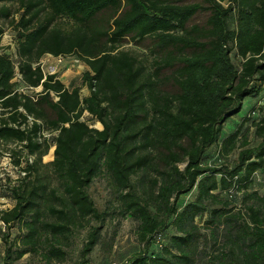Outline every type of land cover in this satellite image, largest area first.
I'll list each match as a JSON object with an SVG mask.
<instances>
[{"label": "trees", "instance_id": "16d2710c", "mask_svg": "<svg viewBox=\"0 0 264 264\" xmlns=\"http://www.w3.org/2000/svg\"><path fill=\"white\" fill-rule=\"evenodd\" d=\"M1 22L0 40L13 29L22 80L0 54V144L29 158L10 190L15 206L0 212L3 264L28 254L63 264L87 229L80 264L96 246L111 254L114 237L101 236L108 214L89 194L104 175L115 212L138 223L142 249L121 264H264V0H0ZM47 55L83 63L89 96L45 74ZM249 98L257 146L242 122L227 133ZM214 147L218 166L207 163ZM15 224L23 234L9 241Z\"/></svg>", "mask_w": 264, "mask_h": 264}, {"label": "rangeland", "instance_id": "374dc122", "mask_svg": "<svg viewBox=\"0 0 264 264\" xmlns=\"http://www.w3.org/2000/svg\"><path fill=\"white\" fill-rule=\"evenodd\" d=\"M0 25H2V22L0 23ZM8 28H10V25L8 26ZM12 36L13 29H6V34L0 40V52L6 51L14 62V64H18L19 60L18 57H16V52L12 51L13 48L11 47V45L14 44V39ZM125 50L133 51L136 55L143 59V61H146L145 66L150 64L152 61V57H150V54L148 52H145L133 45H128ZM45 57H43V59ZM235 62L237 64L239 63L237 60ZM42 63L41 65L45 74L51 72V69L59 67L58 70H60V72L56 74L60 78L62 74L69 71V75L64 77L65 83L67 84L65 86L68 87L70 90H73L74 88H79L81 90L82 98L89 96V91L87 87L83 85V76L87 70V67L83 63L78 61L76 57H69L65 61V63H63V65L57 64L55 60L51 58H49V60H44ZM16 88L20 90V93H24L30 96H34L36 94L35 91H32L27 88H22L19 85H17ZM37 91L40 92L41 89H38ZM250 100L251 98L246 99L244 103V109L242 111L243 114H241L243 118H241L240 121H235L234 125H227V133H232L238 126H240L242 122L243 134H246L248 136L252 146H257L260 143V140L255 137V129L253 127V124L250 122V119L248 118V114L250 113L251 107L247 108V102H249ZM245 108L247 109L245 110ZM83 121L93 128L101 129L97 121L94 120L88 114H85L83 116ZM44 136L46 137L48 144L54 146L57 135L54 133L49 134L45 131ZM22 147L23 146L0 144V212L10 210L15 206V201L12 197V193L10 190L14 185H17V181L19 179H22L24 177V174L22 173L29 163V158L27 157L26 153L22 151ZM14 150L19 153V156H17L16 158L13 154ZM51 156L52 155L49 153V155L43 159V163H50L52 161L50 160ZM236 157V153L233 154L229 158V162H234ZM17 159H19L21 163L19 167H15L14 165V162ZM30 161H33V158H31ZM222 162V159H220L218 155L217 147H214L212 157L207 163L211 166H218L221 165ZM256 180L257 190L263 194L264 177L259 176V179ZM89 194L93 198L98 210L101 212H106L108 214L107 219L101 227V236L103 238V241L109 242L111 237H114L115 241L113 252L111 254H107L102 246H96L93 252L88 257V264H110L112 261L121 264L129 260L135 254L139 253L142 247L141 245H139L136 238V230L138 223L131 218H121L119 214L115 212L114 208L117 206L116 196L113 195L110 188V182L105 175L97 179L91 185L89 189ZM193 199L194 194L184 197L179 202V207L182 208L184 205L188 204L189 202H192ZM204 219L205 217L198 218L197 223L201 225ZM1 227H3V225L0 222V228ZM21 227V224H15L12 225L8 230H6V232H4L5 235H8L9 241H14L21 237V235L23 234ZM2 235L3 234H0V264H3L4 262V253L6 248V243ZM87 235L88 229L84 231H79L76 234L75 238L73 239V246L71 248L70 256L68 257V260L63 264H80V253L84 243L86 242ZM16 264H45V261L39 256H32L28 254Z\"/></svg>", "mask_w": 264, "mask_h": 264}, {"label": "built area", "instance_id": "2783aa9c", "mask_svg": "<svg viewBox=\"0 0 264 264\" xmlns=\"http://www.w3.org/2000/svg\"><path fill=\"white\" fill-rule=\"evenodd\" d=\"M5 34H6V32H5ZM5 34H4V35H5ZM4 35H3V36H4ZM14 45H15V42H14L13 45H11V47L13 48L12 51L15 52V47H14ZM3 53L8 54L6 51H4V52H0V54H3ZM16 57H17V56H16ZM49 58L54 59V60L56 61L57 64H62V65H63V63H65V61H66L69 57H57V58H55V57L49 55ZM41 63H42V62H41ZM78 63H79V62H78ZM42 65H43V63H42ZM15 69H16L15 81L19 82V81L22 80V77H21V75H20V73H19V71H18V64H15ZM48 74H50V73H48ZM52 74H53V73H52ZM260 108H264V98H263V100L260 102V104L258 105V109H260ZM253 115H255V113H253ZM256 178L259 179V176H256ZM0 222H1V221H0ZM2 225H3V224H2ZM156 243L160 246V240H157Z\"/></svg>", "mask_w": 264, "mask_h": 264}, {"label": "crops", "instance_id": "0c3cea01", "mask_svg": "<svg viewBox=\"0 0 264 264\" xmlns=\"http://www.w3.org/2000/svg\"><path fill=\"white\" fill-rule=\"evenodd\" d=\"M44 60H49V55H47L41 62H43ZM54 62V61H53ZM56 62V61H55ZM51 63V62H50ZM58 68L59 67H56V68H53V69H51V72H48V73H50V74H58L59 72H60V70H58ZM69 75V71H67V72H65L64 74H62V76L59 78V80L62 82V83H64V85H67L66 83H65V80H64V77H66V76H68ZM67 89H69L68 87H66ZM70 90V89H69ZM254 104V101L253 100H250L249 102H247V108L248 107H252V105ZM247 108H245V110L247 109ZM243 109H244V107H243ZM243 114V113H242ZM238 123V122H237ZM239 124V123H238ZM228 132V131H227Z\"/></svg>", "mask_w": 264, "mask_h": 264}]
</instances>
